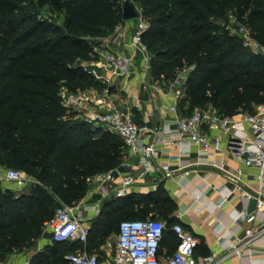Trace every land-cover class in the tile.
Wrapping results in <instances>:
<instances>
[{
	"label": "trees",
	"instance_id": "trees-1",
	"mask_svg": "<svg viewBox=\"0 0 264 264\" xmlns=\"http://www.w3.org/2000/svg\"><path fill=\"white\" fill-rule=\"evenodd\" d=\"M137 1L149 21L143 42L151 53V77L167 83L181 68L194 66L178 102L183 114L206 106L222 115L251 112L264 101V58L249 55L241 39L218 23L219 18L236 15L264 44V0ZM46 2L63 13L61 25H44L34 17L37 5ZM122 21L118 0H0V163L38 180L25 197L0 191V259L44 237V222L58 205L55 199L80 201L93 175L124 161L127 148L122 139L72 118L58 95L62 85L70 90L104 88L74 60L90 59L89 38L111 33ZM136 197L129 192L116 201H103L89 229L88 252H98L107 235L110 224H102L104 217L132 210L139 203ZM146 197L147 206L137 218L171 212L173 222L177 204L162 184ZM165 235L172 236L169 227ZM48 240L28 264H69L65 254L82 248L78 241Z\"/></svg>",
	"mask_w": 264,
	"mask_h": 264
},
{
	"label": "built area",
	"instance_id": "built-area-1",
	"mask_svg": "<svg viewBox=\"0 0 264 264\" xmlns=\"http://www.w3.org/2000/svg\"><path fill=\"white\" fill-rule=\"evenodd\" d=\"M235 21V17L229 15L223 25L228 31L237 34L244 47L264 58V44L251 36L247 26L236 24ZM148 28L149 21L139 12L137 17L124 19L116 24L111 33L90 37L91 58L81 60L80 66L103 84L104 88L70 90L62 85L58 91L60 105L66 113L74 114L118 135L126 146L127 153L139 156L137 164L130 169L126 168L127 164L123 161L120 166L93 175L88 180L85 196L97 195L92 207L98 209L104 200H112L131 192L138 179L149 170H162L165 177H175L176 170L172 168V163L166 161L156 165L153 162L162 143L180 147L184 142L196 145L200 148L201 155L192 163H204L201 156L221 150L225 141V149L241 164L228 170L227 176L231 180H240L235 194L244 203L241 208H232L231 216L240 232L235 233L225 246V256L240 258L247 254L250 258H262L263 255L254 249V245L264 236V101L257 104L251 112L239 111L222 115L216 108L206 106L194 107L190 113L183 114L178 102L185 96L187 77L194 66L181 68L170 82L160 83L154 80L150 74L151 53L143 42V35ZM138 53L139 61L136 58ZM137 75L144 91L153 89L163 93L165 97L172 96L167 109L168 119L162 125L147 127L139 123L132 113V107L118 100L111 89L114 80H128ZM185 152L181 147L176 157ZM134 168L143 170L134 174ZM244 168L253 170L250 175L255 180L254 186L241 180L243 175L248 174ZM31 179L32 176L25 171L0 163V183L21 187ZM250 200H254L256 210L261 211V217L245 208V203ZM81 201L82 199L74 204L59 201L53 214L44 222L43 233L48 232L55 241L69 240L82 244V248L65 254L64 257L70 264H103L96 252L90 253L86 248L89 227L85 225L81 214V209H85ZM165 227L163 220L153 217L121 220L114 237L112 255L104 264L217 263L218 260L211 254L195 259L199 239L180 222L172 225L178 240L177 247L170 255L160 257L158 251ZM28 262L26 260L19 264Z\"/></svg>",
	"mask_w": 264,
	"mask_h": 264
},
{
	"label": "crops",
	"instance_id": "crops-1",
	"mask_svg": "<svg viewBox=\"0 0 264 264\" xmlns=\"http://www.w3.org/2000/svg\"><path fill=\"white\" fill-rule=\"evenodd\" d=\"M125 23L130 22L125 21ZM136 58L139 61L140 53L136 55ZM111 89L118 96V100L132 107V113L139 123L152 127L162 125L167 121L169 116L167 109L172 101V96L165 97L163 93L153 89L144 91L138 75L128 80H114ZM137 104L138 106H135ZM181 147L186 152L177 158ZM181 147L175 144L162 143L159 145L157 156L153 159L156 165L166 161L172 163V168L176 170L175 177H165L162 170H149L138 179L136 186L132 188V191L135 189L153 190L158 184H162L177 204L173 213V222L169 226L172 236H164L159 247V256L166 257L177 247L178 240L174 236L172 225L180 222L185 229L199 239L194 256L196 260L211 254L218 260L216 264H264V236L260 237L254 245V249L263 255L262 258H250L247 254L240 258L225 256V246L235 233L240 232L238 224L234 222L231 216L232 208L234 206L241 208L244 204L238 200L237 194H235L236 185L240 183V180H231L227 176L228 170H232L241 164L225 149V141L221 150L201 156L205 160L204 163H192L196 162L201 155L198 146L184 142ZM138 160L139 156H133L126 152L124 157V162L127 164L126 168L130 169L131 166L137 164ZM142 170V168H134V174H139ZM244 170L248 174L243 175L241 180L250 186H254L255 180L250 175L253 170L247 168ZM96 198H98L97 195L88 194L81 201L85 207V209H81V214L89 229L92 220L100 209V206L98 209L92 207ZM245 208L249 212L254 211L258 217L262 215L261 211L256 210L254 200L245 203ZM43 239L49 241L48 238L43 237ZM112 252L113 248L101 244L96 253L104 264L110 259ZM26 260L29 258L23 256L10 261V263L19 264Z\"/></svg>",
	"mask_w": 264,
	"mask_h": 264
},
{
	"label": "rangeland",
	"instance_id": "rangeland-1",
	"mask_svg": "<svg viewBox=\"0 0 264 264\" xmlns=\"http://www.w3.org/2000/svg\"><path fill=\"white\" fill-rule=\"evenodd\" d=\"M118 1L121 4L122 0H118ZM130 1L134 4V6L137 8V10L144 16L143 8H142L141 4L137 0H130ZM22 4L25 5V3H22ZM27 10H28L29 13L32 14V12L29 9H27ZM34 15H35L34 17L37 20L44 21V25H61L62 21L64 19L63 13H58L57 11L52 10V7L47 2L37 5V10H36V13ZM233 16L235 17V20H236L235 23L236 24L237 23H242L240 20L237 19L236 15H233ZM227 20H228V16L227 17H223V18H219L218 19V23L221 25V27L225 28V26L223 24L225 22H227ZM27 24H28V21H27L26 25ZM228 32L231 35L237 36V34L232 33L231 31H228ZM96 33H94V34H96ZM82 36H83V38H85V37L87 38V36H89V35L86 34V35H82ZM246 49H247L248 52L250 51L249 55L250 54L256 55L255 53H253L248 48H246ZM78 62H81V59L79 57H76L75 60H74V63H78ZM190 71H189V73H190ZM72 118L81 119V118L75 116L74 114H72ZM116 142H118V141L116 140ZM83 143L88 144L89 141L84 140ZM37 182H38V180L32 176V179L29 180L24 185H21V187H18L17 185L10 184V183H0V191L1 192H8L12 197H23V196L25 197L28 193H30V191L32 189V186L35 183H37ZM149 191H151V190H148V189L136 190L135 189L134 191H131V192H136L137 193L136 200H138L139 203H137L138 205L137 204L135 205L136 207H132L133 208L132 210L130 209L131 207H127V208H129L128 211H126L125 213H122V214L120 212H113V213L109 214L110 218L114 219L113 221H111V219L108 218L109 216L108 217L107 216L104 217V221H103L102 224H105V223H109L110 224L109 228L107 230V235L105 236V238L103 239V242H102V244L104 246H106L108 248L110 247L111 249L113 248V246H114V237H115V233L117 231V226H118V223H119L120 220L127 219V218H137L138 217V213L143 211L146 208V206H147L146 199H148L146 197V195H147V193ZM125 195H123V196H125ZM123 196H120V197H117V198H121ZM112 200L116 201V198H114ZM54 202H55V204L59 203V199H55ZM119 204H120L119 202L115 203L114 206H118ZM138 206L139 207L141 206V209L138 208ZM151 214H153V212L152 213H148L147 215L149 216ZM171 214H172L171 212H169L166 216H163V215H160V214H156V217L161 219V220H163L166 223V226L169 227L170 224L172 223V221L169 218V216H171ZM45 242H47V240H44L43 237L40 236L34 241L33 244H31L29 247L25 248L24 250H22L20 252H13V253L7 254L3 259H0V264H3L5 262H10V261H12V260H14L16 258H20V257H23V256L24 257H28L29 260H30V258L33 255H35L37 252H39L40 250L43 249L44 245L47 244Z\"/></svg>",
	"mask_w": 264,
	"mask_h": 264
},
{
	"label": "water",
	"instance_id": "water-1",
	"mask_svg": "<svg viewBox=\"0 0 264 264\" xmlns=\"http://www.w3.org/2000/svg\"><path fill=\"white\" fill-rule=\"evenodd\" d=\"M139 15V11L134 6V4L130 0H122V18L123 19H132ZM43 236L45 238H49L50 235L48 232H44Z\"/></svg>",
	"mask_w": 264,
	"mask_h": 264
}]
</instances>
